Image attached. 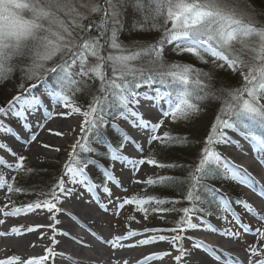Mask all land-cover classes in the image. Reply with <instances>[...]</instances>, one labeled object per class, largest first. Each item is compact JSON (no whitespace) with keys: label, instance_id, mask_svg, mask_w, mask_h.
Listing matches in <instances>:
<instances>
[{"label":"snow or ice","instance_id":"1","mask_svg":"<svg viewBox=\"0 0 264 264\" xmlns=\"http://www.w3.org/2000/svg\"><path fill=\"white\" fill-rule=\"evenodd\" d=\"M238 3L239 0H86L77 7L72 0H0V81L7 80L16 67L23 73L20 91L0 105V116H11L23 122L22 129H30L29 116L40 112L44 97L49 106L70 110L57 115L83 117L81 135L71 145L61 174L47 191L38 194L44 198L25 206H13L10 210H6V202L0 208L3 216L36 210L55 214L61 211L58 205L62 199L82 198L80 190L85 189L91 193L89 199L93 202L101 200L103 194L115 209L135 205L146 218L149 211L183 213L169 230H145L170 231L174 235L148 236L139 240L138 245L159 240L169 241L175 247L177 241L184 239L180 233L201 226L219 232L221 237L242 240L245 234H253L264 240V226L253 229L243 218L247 215L264 225V214L243 198L231 201L222 196L217 200L219 190L209 183L214 175L220 174L256 191L254 178L247 169L235 165L215 149L216 145L232 142L228 131L237 132L248 141L259 161L264 163V10L252 5L238 10ZM80 8L86 10L80 11ZM125 31L135 33L140 39L124 43L121 35ZM170 54L190 55L205 67L170 60ZM221 73L239 74L242 83L234 87L226 85ZM217 81L220 87L216 86ZM40 86L44 87L41 96L33 95V90ZM80 95L86 97V107L78 106ZM213 102L220 104L218 113L197 161L187 167V175L182 180L162 176L144 181L148 185H179L188 207L150 209L146 205L153 200L157 206L166 201L152 196H113V187H122V180L116 174L117 164L121 172L125 167L138 170L139 165L145 163L162 168L176 167L158 164L153 158L134 159L126 155L124 149L129 144L141 153L144 148L122 125L137 133H146L148 144L157 141L164 147L185 145L189 143L187 136H174L169 132L157 134L164 120L192 121ZM156 117L159 119L153 122ZM47 118L51 119V113ZM40 119H44L43 114ZM0 132L18 141L23 139L3 122H0ZM111 132L118 134L114 141L108 138ZM35 140L36 134L32 133L24 142ZM0 148L5 146L0 144ZM54 150L60 151L59 148ZM6 151L16 158L15 162L9 163L0 156V166L13 173L31 174L32 170L25 166V156L11 149ZM96 176L99 179H94ZM15 184L16 175L9 180L0 173V190L6 189V201L13 193H24L25 190ZM257 195L264 199V186ZM213 202L215 211L199 206ZM212 215L229 226L222 230L215 228L205 220ZM194 216L198 223L194 222ZM4 222L0 219V224ZM34 230L27 229L28 232ZM10 231L14 235L22 234L20 228ZM8 234L0 232V236ZM140 234L128 231L104 243L115 250L126 246L122 241ZM202 247L220 260L213 249L193 242V250ZM178 251L180 254L174 258L177 262L192 255L182 244ZM47 252V256L31 258L21 264H44L49 256L56 255L51 248ZM248 252L247 264H264V246L249 245ZM169 255L170 252L154 253L145 258L143 264ZM253 257L260 258L254 260ZM17 261L20 258L13 255L0 259V264H16ZM225 264L242 262L228 259Z\"/></svg>","mask_w":264,"mask_h":264},{"label":"bare ground","instance_id":"2","mask_svg":"<svg viewBox=\"0 0 264 264\" xmlns=\"http://www.w3.org/2000/svg\"><path fill=\"white\" fill-rule=\"evenodd\" d=\"M42 88L44 89V87ZM41 94L36 89L33 95L41 96ZM11 98L12 96L9 100ZM42 98L44 99V106L41 107L40 112L29 116L28 119L31 128L38 127L35 132H32L36 134L35 141L25 144L24 141L32 133L30 132L31 128H21L22 121L18 122L11 116H0V122L12 127L15 132H18L23 137L22 140L18 141L10 134L0 132V144L5 146V148H0V151L8 158L15 157L10 155L6 149H11L12 152L22 156L25 153H29L30 158H44L47 156L49 150L59 148L61 151L64 148L67 138L64 133L72 132L73 122L70 120L71 115L64 116L57 115V113L70 110L57 105L49 106L47 98ZM49 113H51V119L47 118ZM41 114H43L44 119H40ZM38 119L39 125H42V127L37 124ZM158 119L159 117H156L153 122H156ZM162 131L163 129L160 130L158 135H162ZM55 133H62V135H55ZM227 134L232 142L225 145H216L215 149L227 160L242 167V169H247L252 177L254 175L259 176L261 172L264 173V164L256 158L252 152L250 143H248L250 151H247L243 149L246 145L241 143L242 141L239 145L235 144L234 139L240 137L238 133H230L228 131ZM140 137L147 138V134L141 133ZM44 145H50V147H44ZM120 167H116L117 174L126 186L135 187L137 183L134 181L141 182L146 179L148 169L130 170L125 167L121 172ZM261 186H264V178L259 179L258 183L255 182L256 191L243 185L245 188L243 192L246 195L241 194V197L252 203L254 207L258 206L262 209L264 207V199H261L257 195ZM80 192L82 198L72 197L62 199V202L58 205L61 211L55 214L49 213L47 210H36L21 213L18 216L4 217L2 212H0V219L5 221L0 225V232L9 233L6 236H0V259H6L15 255L20 258V261H17L16 264H21L22 261L26 262L31 258L47 256V249L51 248L56 255L49 256V259L44 264H113L117 260L119 264H143L145 258L152 256L154 253L161 252H170L171 255L161 259H149L147 264H225L222 261L223 257H227V260H239L242 264H247L248 259L228 254L229 252H234L235 247L229 246L225 238L217 240L216 237L211 236L206 230H187L186 232H182L181 235L184 239L180 242L178 241L175 247L167 241L159 240L149 245H138L137 242L139 240L156 235L155 232L145 231L147 228L139 224L131 229L125 228L123 233H116L114 235L110 233L105 234L100 231L99 220L93 214V208L89 199L90 195H88L91 193H88L85 189H81ZM53 215H55V218H53ZM210 223L216 228L212 222ZM14 227L20 228L22 234H11L10 230ZM29 227L35 230L28 232L27 229ZM128 231H135L141 234L122 241L121 243L126 246L115 250L104 243L105 240L114 236L126 235ZM65 232L68 233L67 236L64 235ZM93 238L99 242L98 245L101 248L93 246ZM194 241L213 249L215 255L220 256V260L217 261L213 253L208 252L205 247L193 250ZM181 244L184 249L192 251V255L190 257L185 256L184 259L177 262L174 258L180 252L177 250L178 252L175 254L172 250L174 248L178 249ZM127 245L136 246L128 247ZM97 250H101V256L105 257V259L94 256Z\"/></svg>","mask_w":264,"mask_h":264},{"label":"rangeland","instance_id":"3","mask_svg":"<svg viewBox=\"0 0 264 264\" xmlns=\"http://www.w3.org/2000/svg\"><path fill=\"white\" fill-rule=\"evenodd\" d=\"M82 2H86V0H72V3L77 5L79 7V4ZM248 5L254 6L257 10H264V0H239V3L237 5L238 10H245ZM86 9L80 8V11H85ZM95 18V17H93ZM140 37H138L133 32L125 31L121 35V40L124 41V43H129L133 40H138ZM170 51V50H169ZM185 56V57H184ZM169 55L170 60H174L177 62H187L194 64L196 67H205L200 62L194 59H189V55ZM207 70V68H205ZM23 73L20 71L19 67H16L15 70L11 73L9 78L5 81H0V105H4L7 103L9 98L17 94L19 89V84L22 82ZM221 79H223L224 84L229 86H238L242 83L241 77L239 74L225 76L223 78V74H220ZM51 79V77H50ZM216 86L220 87V82H216ZM78 106L86 107V97L83 95H80L78 97ZM220 107L219 102H213L209 108L205 111H203L198 118L189 121V122H177L173 123L170 119H165L163 125L159 128L158 133L160 130L163 129L162 135L164 132H169L170 134L174 136H187L189 143L185 144L183 147L186 149L187 152H184L185 154H182L179 152V157H177L178 161L183 164V162L186 160V156L189 159H192V164H194L197 161L198 153L200 149L203 146V142L205 140L206 135L209 133L210 126L214 122L215 116L218 113V109ZM70 120L73 122V129L72 132L64 133V135L67 136L65 140V145L62 150L57 153L54 150H49L47 152V156L44 158H30L29 153H25L24 156L27 158L25 161V166L27 169H31V174L25 176L23 173H13L6 167L0 166V173H3L6 179H9L16 175V184L14 186L22 187L25 191L24 193H13L11 195V199L8 201V210H10L13 206H25L29 202L35 201L38 198L43 199L44 197L39 196L38 194L43 190L47 191L48 188L55 182L57 177L61 174V168L64 162L66 161L68 157V153L70 151L71 145L75 142V140L81 135L80 133V125L83 120V117L80 114H72L70 116ZM125 131H128L129 133L132 132V130L129 127L123 126ZM38 129L37 126L30 129V132H35ZM230 133L234 131H229ZM157 133V134H158ZM237 133V132H236ZM118 137L117 133L111 132L109 133L108 138L110 140H115ZM138 143L144 148V151L138 152L131 144L127 145L124 149V152L126 155H128L131 158L134 159H148L153 158L155 159L158 164H160V160L156 158V151L158 148L163 147L159 142L153 141L151 144H148L147 138H137ZM235 140V139H234ZM182 145L180 148H182ZM0 156H3L5 160H7L9 163H14L16 158H8L2 151H0ZM120 165L117 164L116 167H119ZM186 168L188 165L186 164ZM166 167H158L156 165H150L148 163H145L143 165H139L138 170L148 169V173L146 176V179L137 183L135 187L130 185H125L122 182L121 188L113 187V196L114 197H131L133 195H136L139 198H146L147 196L155 197V195H145L143 193L144 189L148 187L149 185L144 183L149 178L157 179L158 177L162 176H170V172H166ZM187 170V169H186ZM117 174V173H116ZM187 175V171H186ZM185 175V176H186ZM118 176V174H117ZM184 178V177H183ZM258 179V177H255ZM238 182L233 181L229 179L228 177H225L222 175L220 177L219 183L212 184L213 186L217 187L218 194L216 199L218 200L222 196H226L230 198L231 201H235L238 198H242L240 192L238 189H236L235 185H237ZM111 186V185H110ZM236 190V191H235ZM91 196V194H88ZM89 196V197H90ZM102 199L96 202L91 201L92 210L94 216L99 220V228L100 231L103 233H110V234H116V233H123L125 228H134L138 224L142 225L143 227L147 229H164L169 230L172 227L175 226V222H177L180 217L183 215L180 211H172V212H153L149 211L147 214V218L145 217V214L142 212H139L136 210L135 205H125L123 209H115L114 205L103 198V194H101ZM6 197V189L0 190V207L2 208L5 205V199ZM160 200L166 201V203L157 206L155 203V200H153L149 205H146V207L151 208H176V209H182L184 207H188L189 203L183 199L182 196L180 198L177 197H166L163 195L158 197ZM173 201H179V203H172ZM98 204V205H97ZM212 206L215 205L213 202L211 204ZM200 207H206V205H199ZM258 211H261V214H264V207L262 209L260 207H256ZM237 211L239 209L237 208ZM118 213V214H114ZM1 216V214H0ZM134 217V218H133ZM245 222L249 223L250 226H252L253 229L256 227H261L264 225H261L258 223L255 219L252 217H249L245 215L244 217ZM194 222H199L198 219L194 216L193 217ZM205 220H208L212 222L216 228L223 229L227 225L224 221H221L217 218H213L211 216H206ZM1 225V224H0ZM195 230H206L208 233L216 237L217 240L221 238H225V241L229 246L235 247L234 252H229V255L242 257L244 259L249 258V252H248V246L255 244L257 247L264 246V240H261L258 236H254L253 234H245L243 239H233L228 237H221L219 232H212L208 229H205L203 226L199 227ZM156 236L158 235H167L171 236L175 233H172L170 231H163V232H155ZM182 233H180L181 235ZM169 242V241H167ZM178 242V241H177ZM176 242V243H177ZM180 242V241H179ZM93 246H97L99 248L100 245L99 242L93 238ZM170 243V242H169ZM173 246V245H172ZM178 249L174 248L172 250L173 253H177ZM141 252V251H137ZM101 250H97L96 254L94 256L96 258H102L105 259V257L101 256ZM227 257H223L222 261L226 262ZM260 257H253V259H259ZM125 262V261H124Z\"/></svg>","mask_w":264,"mask_h":264},{"label":"trees","instance_id":"4","mask_svg":"<svg viewBox=\"0 0 264 264\" xmlns=\"http://www.w3.org/2000/svg\"><path fill=\"white\" fill-rule=\"evenodd\" d=\"M186 55V54H185ZM184 56V55H183ZM185 57V56H184ZM189 59H194L193 57H191L189 55V57L187 58V60ZM223 74V73H221ZM225 74H223V78H225ZM228 76H230V74H228ZM223 80V79H222ZM184 145H182L183 147ZM181 146H175V147H160L158 148L155 153L156 158L160 160V164H164V165H169V164H174L176 165V167H166L165 170L166 172H170V176L168 177H175L177 180H182L183 177H185L186 175V164L192 165V159H188L186 156V160L183 162V164H181L177 157H179V152H181L182 154H185L184 152L188 153L183 147L180 148ZM98 177V176H97ZM220 174H216L213 176V178L209 181V183L212 184H216L219 183L220 181ZM99 178V177H98ZM143 193H145V195H150L153 194L156 196L157 199H159V196H166V197H177L180 198V196H182L181 194V188L179 185H169V184H154V185H149L148 187H146L143 191ZM206 207L209 208V210L215 211L216 206H212V205H208L205 204Z\"/></svg>","mask_w":264,"mask_h":264}]
</instances>
